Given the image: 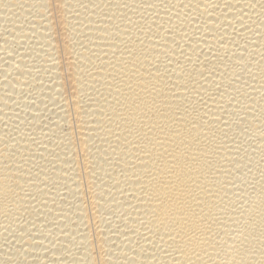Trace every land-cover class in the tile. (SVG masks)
<instances>
[{
  "label": "bare ground",
  "instance_id": "bare-ground-1",
  "mask_svg": "<svg viewBox=\"0 0 264 264\" xmlns=\"http://www.w3.org/2000/svg\"><path fill=\"white\" fill-rule=\"evenodd\" d=\"M2 261L264 264V0H0Z\"/></svg>",
  "mask_w": 264,
  "mask_h": 264
},
{
  "label": "rangeland",
  "instance_id": "rangeland-1",
  "mask_svg": "<svg viewBox=\"0 0 264 264\" xmlns=\"http://www.w3.org/2000/svg\"><path fill=\"white\" fill-rule=\"evenodd\" d=\"M29 89V88H28ZM31 89H33L32 87L29 89V90H31ZM27 92H29V91H27ZM29 93H31V91L29 92ZM4 262V264H9L7 261H2V263ZM24 264V263H23Z\"/></svg>",
  "mask_w": 264,
  "mask_h": 264
}]
</instances>
